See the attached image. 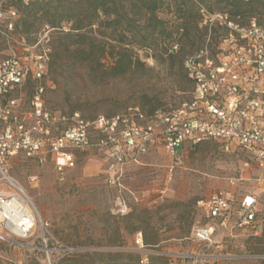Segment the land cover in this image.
I'll return each instance as SVG.
<instances>
[{
    "label": "rangeland",
    "instance_id": "obj_1",
    "mask_svg": "<svg viewBox=\"0 0 264 264\" xmlns=\"http://www.w3.org/2000/svg\"><path fill=\"white\" fill-rule=\"evenodd\" d=\"M129 17L134 19L130 32L110 25L113 15H100V23L92 29L82 30L79 41L87 47L89 42L103 44L108 54L100 64L80 61L81 54L64 52L60 38L64 33L50 28V24L38 21L30 23V33H22L21 14L15 5L16 17L13 28L6 30L0 23V60L16 53L25 55V49L43 38L45 26L49 27L47 47L50 62L42 81L44 106L56 116L78 113L91 120L98 115L121 114L130 107L172 111L190 99L192 85L183 61L207 48L214 56L222 47L225 31L198 25L199 5L190 6V16L180 18L177 3L162 0L156 16L163 21L166 34L157 41L158 47L144 41L143 26L147 16L143 10L130 5V0H120ZM214 0H210L213 3ZM208 3L202 6L208 5ZM213 5V4H211ZM216 10L215 6H211ZM264 28V11L254 16ZM56 19H59L56 16ZM251 18H241L238 24L246 26ZM182 28V30H179ZM206 28V29H205ZM146 43H144V42ZM129 43L128 45H123ZM124 47L133 61L139 65L121 75L112 76V54ZM176 46V49L174 47ZM172 49L176 62L182 68H169L166 55L161 49ZM186 76V78H185ZM31 87L23 89L22 109H28ZM66 124H57L53 131L58 134ZM184 162L173 167L162 147L140 158V165H128L116 185L108 179L118 175L105 156L94 151L75 152L73 167L62 174L53 168L52 156L43 164L34 158L21 155L10 157L6 163L7 175L29 197L45 226V234L55 239L61 247L73 250L59 264H75L70 259L76 254H121V257L95 259V264H130L138 258L137 235L157 242L173 241L175 248L189 251L192 247L184 241L195 225L203 224L205 203L217 189L227 188V181L243 178L249 173L241 170L245 157L240 153H226L213 141L196 147L184 144ZM248 190L255 195L263 194L264 187L250 181ZM118 199L127 206L126 212L118 209ZM260 217L264 218V196ZM37 234V233H36ZM39 234V233H38ZM233 238L223 239L218 249L208 251L219 259L203 264H264V233L251 237L247 231H237ZM219 240V239H218ZM6 245L0 243V264L6 258Z\"/></svg>",
    "mask_w": 264,
    "mask_h": 264
},
{
    "label": "built area",
    "instance_id": "obj_2",
    "mask_svg": "<svg viewBox=\"0 0 264 264\" xmlns=\"http://www.w3.org/2000/svg\"><path fill=\"white\" fill-rule=\"evenodd\" d=\"M199 13L202 26L225 31L223 45L214 56L203 48L185 58L183 68L192 91L190 99L172 111L147 115L134 106L91 120L78 113L52 114L44 106L42 86L50 62L48 26L25 55L13 53L0 60V243L7 249L1 264H59L73 253L45 234L46 226L31 200L8 177L6 163L16 155L34 158L39 164L51 155L54 170L62 174L73 167L75 152L94 151L118 170L107 181L112 186L124 168L140 165V158L158 147L173 168L184 162V144L196 147L213 141L226 153H241L245 157L241 170L250 178H243L240 171L228 179L227 188L215 190L202 203L205 222L184 238L192 247L189 251L175 248L173 241L161 248L146 247L138 233L136 264L208 263L219 259L208 251L218 249L223 239L235 237L237 231H247L254 238L264 233L260 217L264 192L255 195L248 190L252 180L264 187V28L256 19L242 26L226 13L203 8ZM15 17L8 0H0V23L6 30H12ZM70 27L71 22H64L58 30L67 33ZM28 84V109L23 110V89ZM63 123L65 128L54 134L55 126ZM117 205L126 212L123 200L118 199Z\"/></svg>",
    "mask_w": 264,
    "mask_h": 264
},
{
    "label": "trees",
    "instance_id": "obj_3",
    "mask_svg": "<svg viewBox=\"0 0 264 264\" xmlns=\"http://www.w3.org/2000/svg\"><path fill=\"white\" fill-rule=\"evenodd\" d=\"M169 3H177L176 11L180 18H188L190 16V6L194 3L199 5L200 9H205L210 13H226L231 19L238 22L241 18L255 19V15H258L264 11V0H214L210 3V0H168ZM208 5L202 6L208 3ZM162 0H130V5L139 10H143L147 16L146 24L143 26L144 41H153L156 47L159 38L166 34V28L163 21H160L156 13L162 6ZM213 4V5H211ZM17 6L19 13L21 14V27L22 33H30V23L38 21L42 24H50V28L59 29L60 25L64 22H71L69 32L64 33V36L60 38V46L64 52L72 54H81L80 61L100 64L102 57L106 56L109 51L106 47L99 43L95 45L89 42L87 47H84V43L79 41L83 38L84 34H81L82 30L92 29L94 26H98L100 23V15H113L114 18L109 21L110 25H115L123 30L130 32L134 27V19L129 17L128 12L120 0H8V6L14 8ZM211 6H215L216 10ZM15 10V8H14ZM16 11V10H15ZM199 14L198 25L201 23V15ZM56 16L59 19H56ZM258 24V23H257ZM206 29V28H205ZM179 30H182L180 28ZM60 33L62 31L58 30ZM226 33L222 35L224 38ZM143 41V42H144ZM144 42V43H146ZM129 43L123 44L128 45ZM110 52L112 54V66L110 67L112 76L121 75L137 65L144 67V64L138 60L133 61L128 54V51L124 47H120L117 52L114 51V47L110 46ZM162 55H166V60L169 61V68L171 70L175 68H182L181 62H176V57L172 49H161ZM186 78V76H185ZM191 84L189 79H185ZM143 113L150 115L155 109L148 111L139 107ZM74 113H71L72 115ZM216 143V142H215ZM202 144V143H201ZM219 145L218 143H216ZM200 145V144H199ZM198 146V145H197ZM171 241L157 242L155 239H148L144 237V245L146 247H163L165 244ZM121 254H76L71 257V261L75 264H95V259L121 257ZM137 259L130 264H136Z\"/></svg>",
    "mask_w": 264,
    "mask_h": 264
},
{
    "label": "bare ground",
    "instance_id": "obj_4",
    "mask_svg": "<svg viewBox=\"0 0 264 264\" xmlns=\"http://www.w3.org/2000/svg\"><path fill=\"white\" fill-rule=\"evenodd\" d=\"M17 188L19 189V190H21L23 193H24V195L29 199V197L25 194V192L19 187V186H17ZM25 199V198H24ZM27 204H28V202L27 201H25ZM38 218L40 219V216L38 215Z\"/></svg>",
    "mask_w": 264,
    "mask_h": 264
}]
</instances>
